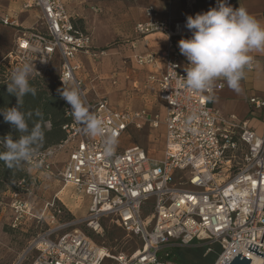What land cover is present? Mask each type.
Here are the masks:
<instances>
[{
    "label": "built area",
    "instance_id": "1",
    "mask_svg": "<svg viewBox=\"0 0 264 264\" xmlns=\"http://www.w3.org/2000/svg\"><path fill=\"white\" fill-rule=\"evenodd\" d=\"M185 1L190 5L200 0ZM23 6L39 9L43 27L23 31L0 64L11 74L28 62L34 69L30 77L43 78L58 54L56 91L63 87L62 79L66 87L77 88L89 111L103 120L109 133H115L117 144L106 155L102 138L85 134L65 102V138L38 148L23 162L30 177L17 181L10 191L12 229L44 224L12 264H24L31 254V264H178L177 249L200 243L209 251L214 244L221 246L213 264H230L238 253L251 259L250 264H264V257L248 250L252 243L264 253V125L257 132L246 121L214 108L213 86L203 92L186 87L178 49L180 39L191 36L186 19L163 17L152 6L135 26V46L143 39L149 43L153 34L166 37L163 49L134 57L147 71V81L157 85L164 103L161 115L146 107L119 109L106 98H90L85 80L77 75L82 65L76 59L78 53L94 55L91 33L76 26L63 0H28ZM0 24L17 27L18 17L0 12ZM162 65L165 69L157 75ZM246 69H254V63ZM224 81L220 78L217 88ZM249 102L256 109L264 107V98L253 96ZM144 123L153 129L164 126L160 158L140 145L120 146L123 134ZM63 153L66 158L59 161ZM37 173L55 177L89 197L86 217L65 219L66 209L57 195L46 202L42 213H35L29 185L39 177ZM110 216L140 239L138 248L114 253L105 247V255L78 227L86 223L99 234L104 231L102 219Z\"/></svg>",
    "mask_w": 264,
    "mask_h": 264
},
{
    "label": "rangeland",
    "instance_id": "2",
    "mask_svg": "<svg viewBox=\"0 0 264 264\" xmlns=\"http://www.w3.org/2000/svg\"><path fill=\"white\" fill-rule=\"evenodd\" d=\"M28 0H0V11L9 12L18 17L19 26H3L0 24V59L4 58L14 48L17 37L25 30L42 29L41 13L39 9H25L24 3ZM67 9L74 16L77 27L87 30L92 35L95 46L94 55L87 56L78 53L76 61L82 65V70L77 72L84 79L91 90L87 95L91 97L104 96L109 101L113 97L116 106H132L140 109L144 106L155 114L163 115L164 103L156 95V91L150 87L144 71L134 66L138 42L135 41L138 35L135 31L137 22L146 17L145 11L148 7H155L158 12L160 0H63ZM184 7V6H183ZM185 8L182 9L184 19ZM167 12H170L168 10ZM162 35V34H155ZM163 36V35H162ZM60 57L54 56L46 75L43 77V86L48 89L54 88L60 72ZM74 63V62H72ZM113 67L123 72L124 77L117 78L115 82L112 77ZM111 68V69H110ZM99 76V77H97ZM143 76V77H142ZM137 80L138 88L125 91V83L129 85ZM140 100V101H139ZM134 103L135 105H132ZM141 104V105H139ZM164 126L161 123L158 128H151L148 123L137 129L130 128L123 134L120 140L121 147L140 145L149 150L151 155L160 158L164 148L163 142ZM66 158V154L59 155L58 160ZM25 171L28 170L23 165ZM63 169V165H59ZM33 185H29L32 192L30 198L36 204L37 214L43 212L45 204L53 200L55 194L64 188L60 197L61 204L65 206V219L86 217L90 198L78 195L75 190L62 182H58L55 177L46 174H39ZM59 180V179H58ZM15 181V180H14ZM14 181L9 183L4 181L0 185V264L14 263L24 250L28 247L32 238L44 227V224L24 226L23 229H12L9 225L10 211L7 203L10 201V194L15 187ZM153 199H151L152 202ZM104 231L96 234L91 231L86 223L78 225L82 231L89 235L100 247H106L114 253H130L141 244L138 237L128 233L112 217L102 219ZM207 245L193 244L180 248L179 256L184 264H213L221 252V246L217 243L208 250ZM35 254V253H33ZM178 257V254H177ZM175 253V259H177ZM33 255L28 256L24 264H31Z\"/></svg>",
    "mask_w": 264,
    "mask_h": 264
},
{
    "label": "clouds",
    "instance_id": "3",
    "mask_svg": "<svg viewBox=\"0 0 264 264\" xmlns=\"http://www.w3.org/2000/svg\"><path fill=\"white\" fill-rule=\"evenodd\" d=\"M185 27L191 36L182 38L178 46L188 61L184 66L186 87L203 92L223 78L230 89L239 93L245 69L251 67L250 53L264 52V23L245 8L232 7L229 0H217L216 6L208 11L187 16ZM33 71L28 62L13 69L7 92L16 98V104L0 108L4 122L18 133L16 138L11 132L0 136V160L10 169L29 161L45 138L39 120L31 127L28 123L33 116L42 118L40 109L22 110L25 96L36 95L29 80ZM62 82L63 87L57 92L69 106L73 118L83 124L85 134L101 137L106 155H111L117 144L115 133H109L103 120L89 111L77 88L66 87L64 79Z\"/></svg>",
    "mask_w": 264,
    "mask_h": 264
},
{
    "label": "crops",
    "instance_id": "4",
    "mask_svg": "<svg viewBox=\"0 0 264 264\" xmlns=\"http://www.w3.org/2000/svg\"><path fill=\"white\" fill-rule=\"evenodd\" d=\"M160 1H161L160 3L161 5L159 7L160 8L159 13L161 16L163 17L172 16L176 19H184L183 15L181 14L183 8H185L184 9L185 16H189V15L194 16L196 13H202V12L208 11L212 7L215 0H200L190 5L187 4L185 0H160ZM229 4L234 8H238V7L245 8L250 14H252L258 20L264 23V0H229ZM168 10H170V12H167ZM184 38H189V37H184ZM147 40L149 41V43H146L145 39L141 40L138 43L136 52H133L131 54L132 57L135 55H139V54H147L152 51L161 50L166 45V37L162 35H151L147 38ZM178 49H179V46H178ZM250 55L252 56V62L254 63V69L252 70L245 69V77L240 82L241 91L237 93L236 91L230 89L227 85L226 80L224 81V86L221 89H219L217 88L219 79H217L211 85L215 88L211 96L212 97L211 105L214 108L219 109L223 114L227 116H234L240 121H246L250 128H253L257 132H261L263 129V125H264V107L260 109L254 108L250 104L249 99L253 96L264 98V52L254 51L250 53ZM182 58H183V65L185 66L188 63V61L186 57L183 55H182ZM77 62L80 63L79 61ZM134 66L144 71L147 76V71L144 70V68L140 67L136 62H134ZM117 69L118 68L114 69V67L112 69L113 70L112 77L114 78L113 80L115 82L117 81V78L121 79V77H124L123 72H119ZM164 69H165V66L162 65L160 68V71L157 72V75H160V73L163 72ZM83 78L86 79V77H83ZM137 82H138L137 80H134L132 81V84L129 83V85L125 83L124 85V88H126L125 91L138 88ZM149 84H150V87L156 91V95L158 96L157 85L152 84V83H149ZM86 88H87V91L91 90L89 86L87 85V83H86ZM91 98L93 99V98H105V97L97 96V97H91ZM110 100L111 101L109 100L108 101L119 109H127V110L136 109V108H132V106L124 105V103L120 104V106H116L113 103V100H114L113 97H111ZM132 105H135V104L132 103ZM56 180L58 182H62L61 180H58V179ZM63 190L64 188L62 190H59L55 194V196L57 195L61 201H62V198L60 197V194H62L61 192ZM34 211L35 213L38 212L36 210V204H34Z\"/></svg>",
    "mask_w": 264,
    "mask_h": 264
},
{
    "label": "trees",
    "instance_id": "5",
    "mask_svg": "<svg viewBox=\"0 0 264 264\" xmlns=\"http://www.w3.org/2000/svg\"><path fill=\"white\" fill-rule=\"evenodd\" d=\"M10 76L11 74L6 70L5 66L0 64V108L12 107L16 104V98L7 92V83L10 81ZM29 80L31 86L36 89V95L32 96L29 94L25 96L22 110L27 112L38 108L42 112V118L33 116L28 123L30 127L38 120L42 124L45 138L39 148H44L60 142L66 136L63 129V125L68 121L65 113V101L57 93L56 84L54 88L48 89L43 86V78L30 77ZM10 132L14 138L18 137V133L9 124L5 123L3 116L0 115V136H4ZM23 168V164L21 163L19 166L10 169L4 161L0 160V185L4 181L11 183L15 180L13 185L15 187L17 181L20 179L26 178L28 180L30 175ZM179 251V249L175 251L176 257L178 254L176 261L178 264H184L180 259Z\"/></svg>",
    "mask_w": 264,
    "mask_h": 264
},
{
    "label": "water",
    "instance_id": "6",
    "mask_svg": "<svg viewBox=\"0 0 264 264\" xmlns=\"http://www.w3.org/2000/svg\"><path fill=\"white\" fill-rule=\"evenodd\" d=\"M258 247L259 246L251 243L248 250L264 257V253L257 251ZM250 262H251V259L238 253L237 256L232 260L230 264H250Z\"/></svg>",
    "mask_w": 264,
    "mask_h": 264
},
{
    "label": "bare ground",
    "instance_id": "7",
    "mask_svg": "<svg viewBox=\"0 0 264 264\" xmlns=\"http://www.w3.org/2000/svg\"><path fill=\"white\" fill-rule=\"evenodd\" d=\"M100 251H101V253H104L105 255L108 254V250L105 247H100ZM256 264H260V263H256Z\"/></svg>",
    "mask_w": 264,
    "mask_h": 264
}]
</instances>
